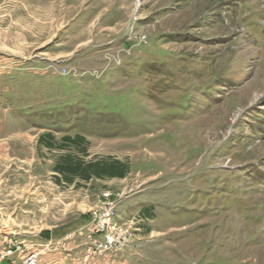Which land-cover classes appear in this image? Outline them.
I'll return each instance as SVG.
<instances>
[{
    "label": "rangeland",
    "instance_id": "obj_1",
    "mask_svg": "<svg viewBox=\"0 0 264 264\" xmlns=\"http://www.w3.org/2000/svg\"><path fill=\"white\" fill-rule=\"evenodd\" d=\"M16 244L1 264H264V0H0Z\"/></svg>",
    "mask_w": 264,
    "mask_h": 264
},
{
    "label": "built area",
    "instance_id": "obj_2",
    "mask_svg": "<svg viewBox=\"0 0 264 264\" xmlns=\"http://www.w3.org/2000/svg\"><path fill=\"white\" fill-rule=\"evenodd\" d=\"M99 231H92L90 229H85L84 231H80L79 235H86L87 239H89V241L91 242V246L95 249L98 250L99 252H103L108 250L111 245H112V240L108 239L107 235L104 236H97L96 234H98ZM93 236H95L96 238H94ZM11 245H14L13 242L11 243ZM9 245V246H11ZM19 244H16V249L14 250L13 248H4L0 250V264L5 260V259H9L13 256V254L15 252L22 251V248H20L18 246ZM14 247V246H12ZM21 253V252H20ZM36 255L35 254H29L25 257H23V259L21 260L22 264H35L36 262ZM9 264H14L13 261H11Z\"/></svg>",
    "mask_w": 264,
    "mask_h": 264
}]
</instances>
